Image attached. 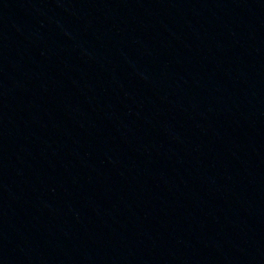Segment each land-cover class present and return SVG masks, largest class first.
Instances as JSON below:
<instances>
[{"label":"water","instance_id":"water-1","mask_svg":"<svg viewBox=\"0 0 264 264\" xmlns=\"http://www.w3.org/2000/svg\"><path fill=\"white\" fill-rule=\"evenodd\" d=\"M0 264H264V0H0Z\"/></svg>","mask_w":264,"mask_h":264}]
</instances>
